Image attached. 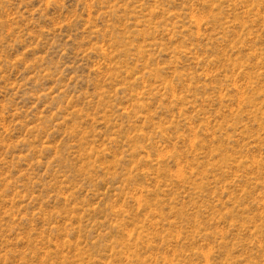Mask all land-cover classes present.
Here are the masks:
<instances>
[{
    "label": "rangeland",
    "instance_id": "obj_1",
    "mask_svg": "<svg viewBox=\"0 0 264 264\" xmlns=\"http://www.w3.org/2000/svg\"><path fill=\"white\" fill-rule=\"evenodd\" d=\"M0 264H264V0H0Z\"/></svg>",
    "mask_w": 264,
    "mask_h": 264
}]
</instances>
